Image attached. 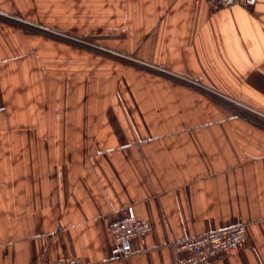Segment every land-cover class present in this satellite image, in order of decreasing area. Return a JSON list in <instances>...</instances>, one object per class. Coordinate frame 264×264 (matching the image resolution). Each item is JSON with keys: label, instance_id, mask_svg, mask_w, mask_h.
Masks as SVG:
<instances>
[{"label": "crops", "instance_id": "crops-1", "mask_svg": "<svg viewBox=\"0 0 264 264\" xmlns=\"http://www.w3.org/2000/svg\"><path fill=\"white\" fill-rule=\"evenodd\" d=\"M238 224L207 264H264V0H0V264H174Z\"/></svg>", "mask_w": 264, "mask_h": 264}, {"label": "built area", "instance_id": "built-area-1", "mask_svg": "<svg viewBox=\"0 0 264 264\" xmlns=\"http://www.w3.org/2000/svg\"><path fill=\"white\" fill-rule=\"evenodd\" d=\"M215 8L226 0H207ZM240 5H246L248 0H233ZM55 34L67 41L74 42L86 48L108 52L98 44L80 37L55 32ZM192 81V80H190ZM199 84L196 81H192ZM111 230L116 242V252L120 257L133 253L132 240L148 234L152 230L150 221L142 218L136 212L134 205L127 207V214L111 224ZM248 243V233L245 224H238L226 228L208 231L207 233L185 238L175 242L176 249L182 254L174 264H207L212 258L236 251ZM39 264H89L80 258L57 259L43 261Z\"/></svg>", "mask_w": 264, "mask_h": 264}]
</instances>
